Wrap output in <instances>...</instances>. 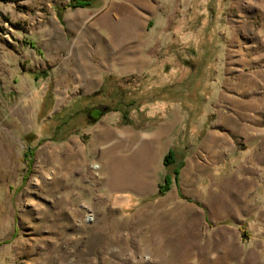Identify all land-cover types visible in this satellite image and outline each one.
I'll return each mask as SVG.
<instances>
[{
  "label": "rangeland",
  "instance_id": "rangeland-1",
  "mask_svg": "<svg viewBox=\"0 0 264 264\" xmlns=\"http://www.w3.org/2000/svg\"><path fill=\"white\" fill-rule=\"evenodd\" d=\"M71 4L0 0V264H264V0Z\"/></svg>",
  "mask_w": 264,
  "mask_h": 264
},
{
  "label": "crops",
  "instance_id": "crops-1",
  "mask_svg": "<svg viewBox=\"0 0 264 264\" xmlns=\"http://www.w3.org/2000/svg\"><path fill=\"white\" fill-rule=\"evenodd\" d=\"M106 1V0H105ZM165 1L166 6L163 5L162 0H117V2H104L101 3L100 7L96 10H91L94 7L89 8H78L75 9V13L83 15V22H72L73 27L76 25L79 27L82 25H88L91 22H94L95 19L106 9H110L114 16V22L116 25L109 33V39L114 41L125 42H137L139 56L147 61V52L150 51L152 47L156 45V24L157 22H162L164 24L170 23V17L172 14V4L171 0ZM106 3V4H105ZM166 9V12H160L161 10ZM70 13H73V10H67ZM74 13V14H75ZM67 15V17H68ZM119 19V22L118 19ZM68 19V18H66ZM71 19V18H70ZM69 19V21H71ZM123 19V20H122ZM95 27L98 26L99 21L95 23ZM121 183H125L120 181ZM225 227H232L229 224L224 225Z\"/></svg>",
  "mask_w": 264,
  "mask_h": 264
},
{
  "label": "trees",
  "instance_id": "trees-1",
  "mask_svg": "<svg viewBox=\"0 0 264 264\" xmlns=\"http://www.w3.org/2000/svg\"><path fill=\"white\" fill-rule=\"evenodd\" d=\"M71 1H72V4L70 5V8L72 9H76V8L84 9V8H89L91 6V3H90L91 0H71ZM87 115H88V120L91 119L92 121L96 122L100 119V117L103 114L101 113V110L93 108ZM172 159H173V152L169 150L163 160L164 167H168L169 165H171ZM176 174L177 172H175V176ZM167 186H168V180L165 182V187ZM160 187H161L159 188L160 191L161 189H164V191L168 190V189H165L163 186H160Z\"/></svg>",
  "mask_w": 264,
  "mask_h": 264
},
{
  "label": "bare ground",
  "instance_id": "bare-ground-1",
  "mask_svg": "<svg viewBox=\"0 0 264 264\" xmlns=\"http://www.w3.org/2000/svg\"><path fill=\"white\" fill-rule=\"evenodd\" d=\"M94 169H96L97 167L96 166H93ZM121 182H118V184H120ZM89 220V219H88Z\"/></svg>",
  "mask_w": 264,
  "mask_h": 264
}]
</instances>
